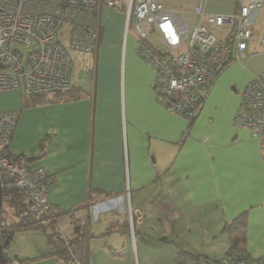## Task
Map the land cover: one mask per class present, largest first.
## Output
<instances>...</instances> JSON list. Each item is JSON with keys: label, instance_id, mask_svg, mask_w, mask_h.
Masks as SVG:
<instances>
[{"label": "crops", "instance_id": "obj_1", "mask_svg": "<svg viewBox=\"0 0 264 264\" xmlns=\"http://www.w3.org/2000/svg\"><path fill=\"white\" fill-rule=\"evenodd\" d=\"M217 1L208 0L205 9L231 11L226 0L225 9H212ZM99 26L96 51L80 61L81 66L95 61L90 77L81 81L88 95L24 105L21 91L0 92V110L19 113L6 154L26 155L47 173L53 208L84 206L83 220L61 227L69 234L84 224L82 263L147 264L152 250L142 236L152 210L162 224L197 211V219H212L222 231L226 221L247 209L245 249L253 258L264 257V154L248 128L234 122L245 83L264 70V47L251 42L241 61L217 74L186 132V120L156 98V72L125 43L118 12L104 9ZM173 222L170 236H197L189 223L178 229ZM44 241L31 245L26 257L11 256L35 257L28 264H66L45 255L52 245ZM173 252L157 264H199L184 256L191 262H181ZM215 260L221 264V258Z\"/></svg>", "mask_w": 264, "mask_h": 264}, {"label": "built area", "instance_id": "obj_2", "mask_svg": "<svg viewBox=\"0 0 264 264\" xmlns=\"http://www.w3.org/2000/svg\"><path fill=\"white\" fill-rule=\"evenodd\" d=\"M208 0L192 8L165 7L159 0H0V92L51 94L72 86L70 51L91 54L99 44L100 16L104 9L123 13V39L134 34L136 54L157 75L162 105L187 123L198 113L195 91L231 61H241L251 42L264 47V0H226V13L208 12ZM263 27L255 33L256 20ZM205 24L226 28L222 35ZM158 38L152 43L150 36ZM19 113L0 110V181L12 180L24 191L26 208L35 215L51 212L47 197L49 176L31 165L29 157H9L5 148L16 128ZM234 122L245 126L264 154V70L245 83ZM71 264L69 236L60 228Z\"/></svg>", "mask_w": 264, "mask_h": 264}, {"label": "trees", "instance_id": "obj_3", "mask_svg": "<svg viewBox=\"0 0 264 264\" xmlns=\"http://www.w3.org/2000/svg\"><path fill=\"white\" fill-rule=\"evenodd\" d=\"M100 38L101 31L99 32V40ZM94 63L95 61L93 60L92 64L82 66V69L84 70V76L81 78L82 82V79L90 77V75L94 71ZM71 76L73 80L72 72ZM213 80L203 86H200L195 91L196 100L199 105L202 104L204 100V93L209 88ZM154 87L156 98L159 102L162 103L164 96L157 90V84H155ZM86 95H88V91H86L82 87V83L72 81V86L67 90L56 91L51 93V95L23 94V99L24 105H28L37 102L39 103L49 101L74 100L84 97ZM193 120L187 123V127L185 130L186 132L189 130ZM1 197L4 198L5 202H7V205L11 209L13 216V220L9 221L4 218V216L2 215L4 208L2 206L1 201L0 242L3 243L5 240H7V242L3 246V257L5 260V264H27L28 259L13 258L10 257L6 252V247L9 244L13 233L15 231L23 229L41 230L43 233L46 234L48 241L52 245V250L46 253L45 255H54L68 262L72 261L73 257L70 255L66 243H64V241L59 237V229L61 227L65 228L69 225H74L75 223L83 220L84 216L80 211L83 210L84 206L72 208L70 210H58L52 207L51 212L35 216L31 214L26 208V196L24 191L17 188L12 180L1 181ZM247 215L248 210L244 209L231 220L226 221L223 224L222 232H225V234L227 235V250L225 251V257H227L228 259V264H264L263 256L253 258L245 249ZM86 218H89V215H87ZM67 236H69V245L74 250L73 254L75 258H77L82 263L83 258L81 250L84 248L85 239L87 237L86 233L84 232V224H78L77 226H75L73 228V232L67 234ZM175 256H184L192 260L198 261L201 254L180 249L176 252Z\"/></svg>", "mask_w": 264, "mask_h": 264}, {"label": "rangeland", "instance_id": "obj_4", "mask_svg": "<svg viewBox=\"0 0 264 264\" xmlns=\"http://www.w3.org/2000/svg\"><path fill=\"white\" fill-rule=\"evenodd\" d=\"M159 1L165 7L175 8V9L177 8L181 10L191 9L193 4L195 3V0H159ZM223 1L225 0H219L215 2L214 4L211 5V8L212 9L214 8L223 9L224 8ZM208 7H210V5H208ZM104 12L108 13L109 11L106 10ZM117 12L119 16L122 17V21H123V13L119 11ZM262 21H263L262 14H259V16L257 17V20L255 21L256 22V29H255L256 34H259L261 32V29L263 27ZM205 26L209 31H213L220 35H222L223 31L226 29V28H219V27L209 25V24H205ZM133 36L134 34L129 30V34H128V37L125 43L134 45ZM150 40L153 44L159 43L160 41L158 38L154 37L153 35L150 36ZM70 53L72 55V61H73V67H72L73 82L80 83L81 78L84 76V70L82 69L80 61L83 58V56H86V54L74 52V51H70ZM138 193L139 192H137V194ZM137 194L135 193L133 194V197L135 199L138 196ZM142 196L143 197L146 196V191H144V194ZM153 197L154 198L157 197V194H154ZM135 199H134V205H133L134 208H135ZM1 201H2V206L5 210V211L3 210L2 215L7 221L13 220L12 212H11V209L8 207L7 202H5L4 198L2 197H1ZM185 213H187V211ZM188 213L190 214H186L183 218V221L181 222L180 220L176 222H173L175 220H172V221L167 220L165 221L164 224L155 220L156 216L153 214V210L147 213V220L144 222L147 224L145 227L146 231H145V234H143L142 236V238H144V241L146 242L149 241L148 248L152 250L146 253L149 257L147 264H157V260L166 256L167 254H171L173 249L174 251H178L180 249L181 250L182 249L192 250L193 252L202 251L200 253L201 256L199 257V264H217L215 258L220 259L222 257L223 258L221 259V264H228L227 263L228 259L227 257H225V251L227 250V244L226 242H224V240L227 239L226 238L227 235L225 234V232H222L221 228L218 227L217 222H213L212 219H209V222H206V221L203 222L202 220L197 219V217H200L198 215L199 212L194 211L192 213V211H189ZM172 222L173 224L174 223L176 224L175 226L178 229L183 227L184 223H189L190 225H192V228H193L192 232H195V234L198 233L197 236L195 237L184 236L182 232H180L178 236L176 235L170 236L171 232L168 231L167 228H168V225ZM180 223L182 224L181 226H180ZM199 225H203V228ZM205 225L207 226L208 229L204 228ZM213 234H216L217 236H213ZM45 238L47 240L46 234L43 233L41 230L23 229V230L15 231L12 235V238L9 241V244L6 247V252L8 253V255L10 254L9 255L10 257H12L11 253L18 254L21 257H26L25 256L26 252L28 251L29 253L30 246L32 245L35 248V246H37L41 240L43 241V244H44ZM190 243L193 245H197V246H193ZM175 254L176 252H173V255ZM34 258L35 257L33 258L27 257L24 259H28L29 261L27 262L28 264L30 262H33ZM181 258L183 257H180V258L178 257V259H181ZM17 259L19 258L17 257ZM184 261L191 262V260L189 261L186 258L181 259V262H184ZM66 262H67L66 264H71L68 261ZM34 264H40V263H34Z\"/></svg>", "mask_w": 264, "mask_h": 264}, {"label": "water", "instance_id": "obj_5", "mask_svg": "<svg viewBox=\"0 0 264 264\" xmlns=\"http://www.w3.org/2000/svg\"><path fill=\"white\" fill-rule=\"evenodd\" d=\"M0 209H1V181H0ZM6 242L7 240H5L3 243L0 242V264H5V260L3 257V246Z\"/></svg>", "mask_w": 264, "mask_h": 264}]
</instances>
